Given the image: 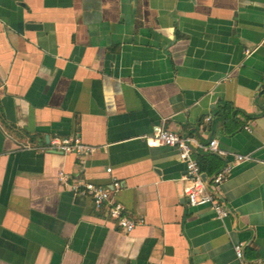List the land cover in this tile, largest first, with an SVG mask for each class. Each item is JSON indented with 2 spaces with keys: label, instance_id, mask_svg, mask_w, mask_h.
<instances>
[{
  "label": "crops",
  "instance_id": "obj_1",
  "mask_svg": "<svg viewBox=\"0 0 264 264\" xmlns=\"http://www.w3.org/2000/svg\"><path fill=\"white\" fill-rule=\"evenodd\" d=\"M0 108V264H264V0H0ZM160 125L252 157L218 188L227 218L188 205ZM74 135L83 163L48 149ZM60 172L117 181L135 229Z\"/></svg>",
  "mask_w": 264,
  "mask_h": 264
},
{
  "label": "built area",
  "instance_id": "obj_2",
  "mask_svg": "<svg viewBox=\"0 0 264 264\" xmlns=\"http://www.w3.org/2000/svg\"><path fill=\"white\" fill-rule=\"evenodd\" d=\"M205 120L209 121L210 118L207 117ZM244 129L250 130L248 127ZM145 140L150 147H171L178 151V159L185 167V175L182 178L183 193L190 207H208L218 220L229 216L228 209L219 198L218 188L226 181L234 167L253 161L251 156L227 154L219 149L216 140H210L207 145L196 144L193 139L169 131L163 125L156 127L153 134ZM193 146L204 153L215 154L222 158L230 157V160L210 180L208 188L202 179L197 159L193 155ZM48 149L64 155H73L81 163L95 151L94 147L86 145L79 136L75 135L52 139L48 143ZM106 173H111V169L107 168ZM57 178L70 191L86 196L95 209L106 207L109 218L115 222L120 232L129 234L135 229L136 223L126 216L125 207L113 198V192L120 187L117 181L112 183L111 189H107L80 179H70L62 172ZM234 252L236 257L241 259L242 245H236Z\"/></svg>",
  "mask_w": 264,
  "mask_h": 264
},
{
  "label": "trees",
  "instance_id": "obj_3",
  "mask_svg": "<svg viewBox=\"0 0 264 264\" xmlns=\"http://www.w3.org/2000/svg\"><path fill=\"white\" fill-rule=\"evenodd\" d=\"M228 114L230 115H235L236 112L231 111V109L227 106H224L223 108H221V110H219L216 113V116L219 117H225ZM0 118H2V112H1V108H0ZM200 171L201 172H206L207 171V167L206 164H211L213 162V155L207 154V155H202V156H198L196 157Z\"/></svg>",
  "mask_w": 264,
  "mask_h": 264
},
{
  "label": "water",
  "instance_id": "obj_4",
  "mask_svg": "<svg viewBox=\"0 0 264 264\" xmlns=\"http://www.w3.org/2000/svg\"><path fill=\"white\" fill-rule=\"evenodd\" d=\"M28 29H36L37 25H27L26 26ZM46 141H48V139L46 138ZM211 155H215V154H211ZM218 156V155H215ZM214 176V175H213ZM213 176L210 179L205 178V175L202 174V179L206 182V187L208 188L209 182L210 180L213 178ZM215 195H217V193H215ZM225 205V204H224ZM227 208V207H226ZM228 209V208H227ZM229 211V210H228ZM230 215V212H229ZM242 255H243V249H242Z\"/></svg>",
  "mask_w": 264,
  "mask_h": 264
}]
</instances>
